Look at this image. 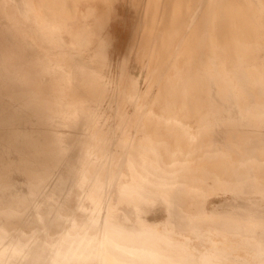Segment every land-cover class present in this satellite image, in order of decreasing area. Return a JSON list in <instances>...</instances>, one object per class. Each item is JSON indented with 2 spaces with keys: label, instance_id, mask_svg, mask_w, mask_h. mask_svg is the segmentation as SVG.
Wrapping results in <instances>:
<instances>
[{
  "label": "bare ground",
  "instance_id": "1",
  "mask_svg": "<svg viewBox=\"0 0 264 264\" xmlns=\"http://www.w3.org/2000/svg\"><path fill=\"white\" fill-rule=\"evenodd\" d=\"M117 1L0 0V264H264V0H126L110 79Z\"/></svg>",
  "mask_w": 264,
  "mask_h": 264
},
{
  "label": "rangeland",
  "instance_id": "2",
  "mask_svg": "<svg viewBox=\"0 0 264 264\" xmlns=\"http://www.w3.org/2000/svg\"><path fill=\"white\" fill-rule=\"evenodd\" d=\"M127 1L126 0H118L116 3H114V15H115V17H114V19H113V21H112V23L110 24V27H109V31H110V35H111V46H110V48L108 50V60L109 61H108V67H107V70H106L107 76L111 77L110 79L116 77V75L118 73L119 63H120V61H121V59L123 57V54L126 51L127 46H128V44L130 42V39H131V36H132L133 27H134V23H135V19H136V15H137V10L135 8L130 9V7L132 8V6L129 5V3ZM127 4L129 5V7L127 6ZM129 10H130L131 13L129 12ZM124 15H125V18H124ZM122 16H123V18H122ZM120 56H121V58H120ZM134 61L135 60L132 59V60H130L128 62L126 70H127V73H128V75L130 77H135V79L137 80V83H138V87L140 86V83L142 81L141 86L139 87V89L143 90L145 88V83H144L145 80H144V77H143V75H145L144 74L145 73V71H144L145 69H144L143 66L140 65V63H138L137 61H135L136 62L135 63ZM110 64H111V66H109ZM129 69H131V70H129ZM142 78H143V80H142ZM111 97L112 96L108 95V97H107V99L105 101V105L106 106L109 105V103H112L114 97H112V98ZM111 99H112V101H111ZM228 196L229 195H215V196H212L210 198V201H209V206L210 207L218 206V205H221V204L225 203L226 201H229L230 200V196H229V198H228ZM221 200L223 202H221ZM165 218H166V210L162 206H157L148 215V219L150 221H162Z\"/></svg>",
  "mask_w": 264,
  "mask_h": 264
},
{
  "label": "water",
  "instance_id": "3",
  "mask_svg": "<svg viewBox=\"0 0 264 264\" xmlns=\"http://www.w3.org/2000/svg\"><path fill=\"white\" fill-rule=\"evenodd\" d=\"M126 72H127V70H126ZM128 74V73H127ZM117 81V80H116ZM107 97H108V95H106V97L104 98L105 100H104V104H105V101H106V99H107ZM117 99H116V97H114V101L112 102V103H110L109 105H107V107L109 106V108L111 107V106H116L117 104ZM106 106V105H105ZM130 109H132V107H130ZM20 180H22V178L19 176V177H17V178H15V181H16V184H18V182L20 181ZM63 181V180H62ZM64 182V181H63ZM62 185V182H57V186H59L60 188L62 187L61 186ZM64 187H67V186H64ZM61 189H66V188H61ZM248 194H249V192H248ZM21 198V197H20ZM6 201V198L4 197V196H0V201ZM20 200V199H19ZM230 201V200H229ZM73 203V202H72ZM222 205V204H221ZM219 206V205H218ZM170 212L172 211V210H169ZM176 214L178 213V212H175Z\"/></svg>",
  "mask_w": 264,
  "mask_h": 264
}]
</instances>
